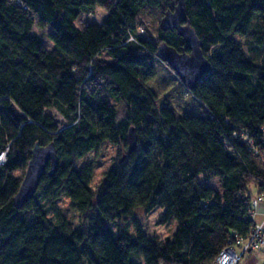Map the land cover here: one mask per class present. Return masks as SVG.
Returning <instances> with one entry per match:
<instances>
[{
    "label": "trees",
    "instance_id": "trees-1",
    "mask_svg": "<svg viewBox=\"0 0 264 264\" xmlns=\"http://www.w3.org/2000/svg\"><path fill=\"white\" fill-rule=\"evenodd\" d=\"M185 3L212 66L189 91L206 117H176L148 87L157 47L185 43L161 30L160 44L146 40L138 20L177 0H0V264H214L235 234L251 233L249 202L264 192V0ZM96 7L105 21L79 28ZM35 28L50 30L51 50ZM116 104L126 107L121 120ZM104 143L127 153L94 189L95 165L80 163ZM37 144H54L59 166L18 210ZM138 211H162L158 226L174 223V233L149 236Z\"/></svg>",
    "mask_w": 264,
    "mask_h": 264
},
{
    "label": "rangeland",
    "instance_id": "rangeland-1",
    "mask_svg": "<svg viewBox=\"0 0 264 264\" xmlns=\"http://www.w3.org/2000/svg\"><path fill=\"white\" fill-rule=\"evenodd\" d=\"M107 15V12L103 8L96 7L93 13L81 16L77 25L79 28H84L89 24H102L107 18ZM163 17V13L157 9H145L138 20L140 35L146 40L152 41L155 44H160L159 33ZM49 31V29H34V33L43 39L47 50H51L53 47V44L47 37ZM235 41L241 45H244L245 43V39L241 36H235ZM105 59H107L106 56ZM156 69L157 76L149 82L148 87L156 95L159 108H169L176 117L208 116L207 109L193 98L189 93V90L181 83L178 76L167 65L157 59ZM116 107L119 111V120L125 118L126 107L123 104H116ZM51 114L62 127L64 125L62 117L55 111H51ZM229 117L237 119L234 112L231 113ZM126 153V148L124 146H114L110 143H104L98 150L89 154L80 163L83 164L89 162L95 165V178L93 182L94 189L102 183L104 174L113 165L124 158ZM200 182L204 187H219L217 181H204L200 178ZM257 193L258 190L256 191V189H254L253 194L256 195ZM62 204L68 219L75 227H81L84 219L71 208L68 201L64 200ZM161 212L162 211H155L150 216H147L142 211H138L136 216L139 218L143 228L147 231L149 236L165 241L174 233L175 224L172 223L168 227H159L158 217Z\"/></svg>",
    "mask_w": 264,
    "mask_h": 264
},
{
    "label": "water",
    "instance_id": "water-1",
    "mask_svg": "<svg viewBox=\"0 0 264 264\" xmlns=\"http://www.w3.org/2000/svg\"><path fill=\"white\" fill-rule=\"evenodd\" d=\"M162 32H176L184 40L182 51L163 43L157 47L156 58L167 65L189 91L211 73L210 61L203 53V44L199 40L187 15L185 0H177L174 10L167 12L162 21ZM189 52V53H187ZM137 133L131 129L128 135L129 152L137 149ZM59 166V156L54 144L41 147L39 144L32 151L31 161L25 174L21 188L14 198V206L21 210L38 192L40 182L48 172L53 177Z\"/></svg>",
    "mask_w": 264,
    "mask_h": 264
},
{
    "label": "built area",
    "instance_id": "built-area-1",
    "mask_svg": "<svg viewBox=\"0 0 264 264\" xmlns=\"http://www.w3.org/2000/svg\"><path fill=\"white\" fill-rule=\"evenodd\" d=\"M131 41L134 42L135 40L132 38ZM5 162L6 155H3L0 159V166L4 165ZM262 203H264V192L250 200L248 218L254 222L251 233L247 237L235 234L234 239L221 251L214 264H240L246 255L264 252V223H255Z\"/></svg>",
    "mask_w": 264,
    "mask_h": 264
},
{
    "label": "crops",
    "instance_id": "crops-1",
    "mask_svg": "<svg viewBox=\"0 0 264 264\" xmlns=\"http://www.w3.org/2000/svg\"><path fill=\"white\" fill-rule=\"evenodd\" d=\"M255 223H264V203H262L259 207ZM240 264H264V252L248 254L244 257Z\"/></svg>",
    "mask_w": 264,
    "mask_h": 264
}]
</instances>
